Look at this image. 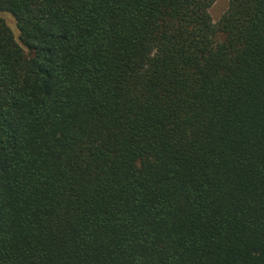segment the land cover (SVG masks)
Listing matches in <instances>:
<instances>
[{
	"label": "trees",
	"instance_id": "16d2710c",
	"mask_svg": "<svg viewBox=\"0 0 264 264\" xmlns=\"http://www.w3.org/2000/svg\"><path fill=\"white\" fill-rule=\"evenodd\" d=\"M214 1L0 0V264H264V0Z\"/></svg>",
	"mask_w": 264,
	"mask_h": 264
},
{
	"label": "rangeland",
	"instance_id": "374dc122",
	"mask_svg": "<svg viewBox=\"0 0 264 264\" xmlns=\"http://www.w3.org/2000/svg\"><path fill=\"white\" fill-rule=\"evenodd\" d=\"M228 2L229 0H215L213 2L211 7L209 8V13L214 23H217L221 15L226 11ZM2 17L5 18V20L8 19V21L6 20L7 21L6 24L12 30V32L14 33L17 39L18 30H17L16 23H15L13 16L8 12H3Z\"/></svg>",
	"mask_w": 264,
	"mask_h": 264
}]
</instances>
